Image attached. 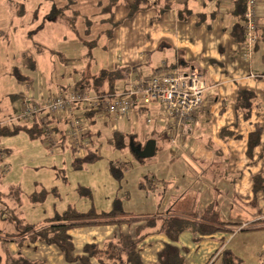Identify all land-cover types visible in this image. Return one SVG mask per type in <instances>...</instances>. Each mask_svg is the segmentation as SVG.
<instances>
[{
	"label": "crops",
	"instance_id": "0c3cea01",
	"mask_svg": "<svg viewBox=\"0 0 264 264\" xmlns=\"http://www.w3.org/2000/svg\"><path fill=\"white\" fill-rule=\"evenodd\" d=\"M119 2L113 10L115 16ZM162 5L167 8L162 9ZM235 9V0H205L204 2L159 0L156 6L138 11L131 18H125L128 13L121 18H115L123 22L115 27L113 36L106 39L100 50L104 54L100 52L102 54L100 58L98 56L89 58L84 50L81 58H77L80 61L75 62L73 70L63 73L61 70L56 75V67L53 68L51 74H55L58 81L63 79L65 82L49 84L42 75L38 76L37 73L33 76L41 64L35 58V68L30 69L24 57L22 70L30 78L19 80L13 74L11 79L16 97L28 96L35 100H45L56 95L60 87L66 89L65 87L74 85V80L81 79L80 73H89V77L96 76L103 68L109 70L118 67L129 68L128 84L147 78L154 71L166 67H178L182 71L198 69L204 74L208 82V88L204 94V106L194 117L187 131L181 135V142L184 143L173 147L165 134L164 127L155 119L152 125H147L145 139L156 140L155 154L158 149L163 152L159 161L167 165L170 173L165 177L153 173L152 179L157 183L154 190H151L153 199L167 196L166 201L171 203L177 199L173 202V210L182 214H170L171 211L165 214L149 213L156 217V226L150 228V234L139 244L144 264L146 259L150 261V264H157L159 252L166 243L179 247L185 264L197 251L203 252L202 257L199 258L202 261L200 264H206L210 258L217 255L211 264L216 263L221 251L228 247L225 245L226 239L233 240L237 234L234 237L232 235L248 227V224L237 221L239 225L235 227V231L221 229L210 234L194 232L188 227L179 235L178 240L174 241L161 227V218L174 217L175 220L186 219L190 222L195 213L201 212L208 204H213L225 221L236 223L231 219L237 217L235 202L254 206L264 196V191L257 192L253 202L254 179L256 176L264 179V0H261L263 17L260 20L258 40L251 59H244L238 53L240 42L236 41L232 34L234 25L239 21ZM51 67L49 66V69ZM62 83H66L65 86ZM240 89L250 90L257 97V104L247 117L243 110L236 107ZM156 111L153 109V113ZM145 113L146 110L142 114L133 112L131 116L139 119ZM95 119H92L93 122ZM62 125L65 126V124ZM257 126L262 128L259 144L248 150L250 136L252 137ZM222 129H227L232 135L222 137L220 135ZM90 138L95 144L97 134L92 127ZM216 150H219L221 155H218ZM173 169L181 171V175H173L178 179L176 183H171L173 186H169L172 179L170 170ZM254 218L255 221L264 219V214ZM143 220L134 222L136 228L144 224L145 220ZM102 226L111 228L115 225L103 224ZM79 228L82 227H74L70 230L75 248L76 239L82 238L79 234L83 230ZM260 230L264 232V229ZM225 234L229 237L225 238ZM6 241L0 240V255L4 264L10 261L11 256L16 255L15 247L20 246L13 240ZM38 242L41 241H25L21 246L26 243L36 245ZM87 243H96L103 247L107 242L101 244L100 241L93 240L85 244ZM47 246L50 248L42 246V251L37 258L29 257L30 260L44 261L47 264H81L67 262L56 246ZM83 246L77 254L83 253ZM240 249L237 248L233 252L240 257L241 264L264 262L262 253L264 238L257 242L255 247L249 248L246 253ZM92 263L97 264L96 258L92 260Z\"/></svg>",
	"mask_w": 264,
	"mask_h": 264
},
{
	"label": "rangeland",
	"instance_id": "374dc122",
	"mask_svg": "<svg viewBox=\"0 0 264 264\" xmlns=\"http://www.w3.org/2000/svg\"><path fill=\"white\" fill-rule=\"evenodd\" d=\"M131 2L120 0L115 18L126 15ZM107 3L108 0H0V123H6L11 116L21 112V98L16 97L11 79L13 68H22L24 53L32 54L41 64L33 76L38 73L49 84L65 82L63 79L58 81L56 75L61 70V73L73 70L75 62L80 61L77 58L87 52L88 47L84 48L82 40H91L113 26L111 20H105L110 15L102 11ZM56 6L61 7L64 13L53 14ZM74 24L76 27H72ZM105 42L106 36L103 35L93 49V56L101 57L100 52L103 51L100 50ZM55 67L57 74L53 75L51 73ZM65 84L62 83L63 86ZM145 118L146 115L139 119L129 115L128 118L116 120L96 117L93 126L87 121L90 128L96 131L95 146L100 156L81 168L74 166L75 156L68 145L48 146L43 136L32 137L25 130L1 135L0 147L9 149V153L5 158L7 167L0 166V233L5 235L6 232L17 230L15 222L13 224L3 219L12 217L14 213L21 222L43 223L46 218L64 212L69 207L78 211H108L117 200L133 216L165 214L169 211L170 214H182L173 210V202L177 199L172 203L166 201L167 196L155 197L154 200L151 191L146 192L138 187L140 182L152 179L153 173L164 177L170 175L167 165L159 161L163 155L159 149L152 157L143 158L138 155L137 148H143L147 142L145 135L148 124ZM62 127L65 129L67 125ZM115 130L121 134L118 135ZM112 163L118 164L117 169L123 170L122 178L114 175ZM170 171L172 179L169 186H173L171 183H176L178 179L173 175H181V171ZM235 203L237 217L231 219L236 223L252 226L255 225L254 217L264 214V196L254 206ZM174 220V217L164 216L160 224L167 226L173 224ZM108 225L115 226H78L83 231L79 234L82 238L76 239V252L86 242L97 240L105 244L121 233L137 229L134 223ZM260 231L263 230L236 231L232 237L237 236L233 240L226 239L225 245L233 251L241 248L246 253L263 240L264 232ZM224 236L229 237L227 234ZM42 246L50 248L43 242L36 245L26 243L24 246H16L15 254L29 260L35 259L41 253ZM202 255L200 251L193 253L186 264H200L202 261L199 258ZM214 257L206 264H211ZM145 264H150V261L146 259ZM214 264H221L220 258Z\"/></svg>",
	"mask_w": 264,
	"mask_h": 264
},
{
	"label": "trees",
	"instance_id": "16d2710c",
	"mask_svg": "<svg viewBox=\"0 0 264 264\" xmlns=\"http://www.w3.org/2000/svg\"><path fill=\"white\" fill-rule=\"evenodd\" d=\"M118 2L119 0H108V3L102 9V11L110 15L105 18V20H111L113 26L107 32L103 31L105 34L102 32L97 34V36L93 37L91 40H82L84 48L88 47L86 54L89 56V58L94 57L93 49L97 47L101 37L105 35L106 39L111 38L113 36L115 27L123 22V20H115L113 10ZM158 3L159 0H133L129 6L128 14L125 18H131L136 12L150 9L152 6H156ZM235 6V14L239 18V21L234 25L232 34L235 40L241 43L244 40L242 21L246 11V4L244 0H235ZM166 8V6H163L162 9ZM52 12L53 14L55 12H61L60 14L64 13L62 8L58 6H56ZM72 27H76L75 24ZM23 57L26 59L28 67L30 69H34L36 61L33 55L24 53ZM13 74L19 80H28L30 78L28 74L23 73L22 68L19 66L14 67ZM83 74L80 73L81 79L74 83L75 87L86 88L91 93L95 94L111 95L118 90L127 88L130 70L127 67H118L113 70L103 68L96 76L89 77V73L86 72H83ZM256 104L257 97L254 92L247 89L239 90L236 99V107L239 110H243L246 117L250 115L252 108ZM144 111L145 108L140 109L141 114ZM43 114L45 116L42 117ZM43 114L40 117H35L32 122H15L14 124H11L8 122V119L6 123H0V136L5 134H16L22 130L27 131L32 137L43 136L44 126L52 125L56 121V119L51 117L48 113L44 112ZM84 114L86 115L89 124L93 122L92 119L97 117L94 111L90 109H85ZM261 131L262 128L260 126H257L253 131L252 137L250 136L248 150H251V148L253 149L259 144ZM90 132L91 129L85 135L90 137ZM57 133L59 134L60 141L62 142V147L67 145L70 146L66 141V136L63 133L62 128H58ZM118 135H120V133H118ZM220 135L222 137H226V135L230 136L232 133H228L227 129H222ZM90 141H92L91 138ZM92 142V145L88 148L86 154L83 157H78L76 155V149L71 147L75 156L73 160L75 167L81 168L84 164L95 161L100 156L98 149H96L95 144ZM0 149L4 153V156L0 159V166L3 167L6 165L5 158L9 153V149H2L1 147ZM216 153L221 155L219 150H216ZM116 166L119 165L112 163L111 170L117 178H122L123 170L117 169ZM156 185L157 183L153 179H147L139 183V187L144 189L146 192L154 190ZM253 189L255 194L253 202H255V196L257 192L264 191L263 177H255ZM0 217H2L1 214ZM3 219L5 221L7 220L9 223L12 221L14 224L15 222V225L18 228L13 232H6L5 235L0 233L1 241L13 240L20 245L25 241H41L47 245L56 246L63 253L64 259L67 262H79L81 264H93L92 260L94 258H96L97 264H144L139 251V244L146 236L150 234V228L156 226V217L152 216L151 214L133 216L131 212H127L122 208L119 200H117L114 207L108 211H97L95 209H90L88 211H78L69 207L64 212L56 213L53 216L46 218L43 223L21 222L20 218L15 213L12 217H4ZM141 219H144L145 222L142 226H138L136 231L121 233L114 240L108 241L103 247H100L96 243H87L83 246V253L81 255L77 254L72 235L70 234V230L74 227L123 222L134 223ZM173 222V224H169L167 226L161 225V227L169 235L171 240L174 241L178 240L179 235L188 227L192 228L194 232L210 234L221 229L235 231V227L239 224L225 221L222 218L220 212L214 208L213 204H208L201 212L198 211L195 213L192 216L190 222H187L186 219L174 220ZM254 223L255 225L242 228L241 231L264 229V219L257 220ZM161 229L157 230L161 231ZM220 260L221 264H241L240 257H238L233 252V250L228 247L221 251ZM0 264H4L1 255ZM7 264L47 263L44 261H31L28 258L18 254L11 256L10 261ZM157 264H185V260L181 255L180 249L177 245L166 243L163 249L159 252Z\"/></svg>",
	"mask_w": 264,
	"mask_h": 264
},
{
	"label": "built area",
	"instance_id": "2783aa9c",
	"mask_svg": "<svg viewBox=\"0 0 264 264\" xmlns=\"http://www.w3.org/2000/svg\"><path fill=\"white\" fill-rule=\"evenodd\" d=\"M244 2V40L239 45L238 53L244 59H251L258 40L263 11L261 0ZM207 88L208 82L200 70L182 71L178 67H166L154 71L147 78L130 82L127 88L111 95L91 93L86 88L72 85L66 89L60 87L58 94L45 100L22 96L21 112L11 117L8 122H32L35 117H40L46 112L56 119L52 125L44 126L43 137L48 146L62 145L57 133V129L62 128L67 143L76 149L78 157H83L91 146L90 137L85 135L91 129L84 114L85 109L94 111L97 117L116 120L128 117L133 112L140 114V109L145 108L146 123L152 125L154 119L159 122L175 147L184 143L181 142V135L187 131L194 117L204 106ZM153 109L157 110L156 113H153ZM62 124H66L67 128L64 129ZM3 156L4 153L0 149V159ZM6 167L4 165V168Z\"/></svg>",
	"mask_w": 264,
	"mask_h": 264
},
{
	"label": "water",
	"instance_id": "95a60500",
	"mask_svg": "<svg viewBox=\"0 0 264 264\" xmlns=\"http://www.w3.org/2000/svg\"><path fill=\"white\" fill-rule=\"evenodd\" d=\"M137 152L138 155L143 158L154 156L156 152V140L155 139L147 140L143 148H139V147L137 148Z\"/></svg>",
	"mask_w": 264,
	"mask_h": 264
}]
</instances>
